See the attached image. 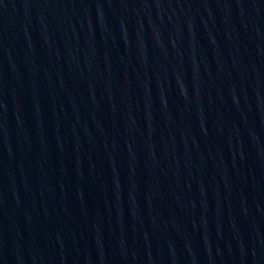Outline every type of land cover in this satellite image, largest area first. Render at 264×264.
<instances>
[{"label":"water","instance_id":"1","mask_svg":"<svg viewBox=\"0 0 264 264\" xmlns=\"http://www.w3.org/2000/svg\"><path fill=\"white\" fill-rule=\"evenodd\" d=\"M0 264H264V0H0Z\"/></svg>","mask_w":264,"mask_h":264}]
</instances>
